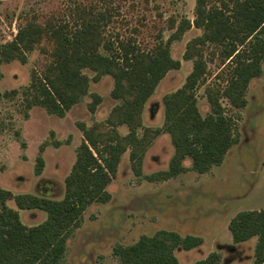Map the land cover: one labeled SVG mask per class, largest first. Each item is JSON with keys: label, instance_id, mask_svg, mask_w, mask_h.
<instances>
[{"label": "trees", "instance_id": "trees-1", "mask_svg": "<svg viewBox=\"0 0 264 264\" xmlns=\"http://www.w3.org/2000/svg\"><path fill=\"white\" fill-rule=\"evenodd\" d=\"M128 1L67 0L68 5L58 16L41 23L27 20L19 25L11 41L0 45V63L16 60L25 64L27 54L33 51L44 58L42 68L31 71L30 82L20 93L12 90L1 95L8 100L19 94L25 116L38 107L48 115L63 118L88 94L86 108L94 114L102 97L89 93V87L104 76L111 77L110 97L118 101L104 121L90 127L76 124L82 142L64 180L62 199L14 195L0 189V264H59L66 252V239L79 226L86 208L109 201L107 186L116 177L123 154L128 151L130 169L139 178L144 154L159 134L169 136L173 155L166 170L145 177L150 182L187 172L183 165L186 158L191 162L190 170L208 173L222 164L237 142L235 122L240 116L227 115L221 100L237 111L245 108L250 81L263 73L264 0H196L193 20L168 18L170 36L165 40L159 28L150 47L137 40V27L130 28V35L121 32L129 25L122 16V5ZM134 7L135 3H130L129 8ZM143 20H138L141 26H145ZM192 27L201 31L186 43L183 53L184 61H192V70L181 88L162 98V126L143 128L146 102L168 72L180 69L170 46ZM216 54L221 70L215 82L206 84L207 62H212ZM202 86L210 107L206 116L200 115L195 94ZM122 126L128 130L124 136L117 131ZM42 166V158L37 157L35 174H40ZM9 200L18 210L42 211L45 220L25 226L18 212L7 207ZM228 230L234 244L256 238L251 264H264V209L237 213L229 221ZM201 244L197 236L158 230L151 236H140L133 244L116 245L113 255L119 264H181L175 251L192 250ZM219 261L220 255L213 252L194 264Z\"/></svg>", "mask_w": 264, "mask_h": 264}, {"label": "rangeland", "instance_id": "rangeland-1", "mask_svg": "<svg viewBox=\"0 0 264 264\" xmlns=\"http://www.w3.org/2000/svg\"><path fill=\"white\" fill-rule=\"evenodd\" d=\"M148 1L146 4L144 0H129L122 5V16L129 25L121 30L130 35V28L137 27L140 30L137 40L148 47L153 44V36L159 28L165 40L170 36L168 18L190 21L194 18L196 0ZM132 2L135 3L133 9L129 8ZM67 5V0H0V45L11 41L25 21L36 19L41 23L47 17L58 16ZM141 19L145 26L138 23ZM200 34V30L192 27L181 40L172 42L171 56L180 61V69L168 72L146 102L143 128L162 126V98L184 84L192 70V61L183 60L185 45ZM205 57H208L206 52ZM43 63L44 58L38 51L27 54L25 64L16 60L0 63V189L14 195L31 194L60 200L64 194V180L82 142L76 124L90 127L94 122L104 121L118 101L110 97L111 77L104 76L97 83L91 82L89 87V93L102 97L94 114L86 108L90 101L88 94L63 118L48 115L38 107L25 116L19 94L8 100L1 95L12 90L20 93L29 84L31 71L40 70ZM219 64L217 54L212 62H207L206 84L215 82V75L221 70ZM262 69V75L248 85L245 108L237 111L226 100H221L227 115L239 114L240 118L235 122L237 142L220 166L198 174L190 170L191 162L186 158L183 165L189 169L187 172L166 181L150 182L146 176L168 168L173 155L169 136L161 133L153 140L144 154L139 178L130 169L126 151L116 177L107 186L109 201L93 203L86 208L79 226L66 239V252L59 264H119L113 255L116 245L133 244L140 236H151L158 230L202 239L197 248L175 251L181 264H194L213 252L220 255L217 264H251L256 238L234 244L228 223L241 211L264 209V63ZM85 73L93 76L90 71ZM221 85H224L222 80ZM204 87L195 92L201 116L210 112ZM117 131L122 136L128 132L125 126ZM54 142L59 146L55 147ZM37 157L43 160L39 175L35 174ZM9 201L7 207L17 211L13 200ZM17 212L25 226L38 225L46 218L39 210Z\"/></svg>", "mask_w": 264, "mask_h": 264}, {"label": "crops", "instance_id": "crops-1", "mask_svg": "<svg viewBox=\"0 0 264 264\" xmlns=\"http://www.w3.org/2000/svg\"><path fill=\"white\" fill-rule=\"evenodd\" d=\"M9 202H10V201H9ZM7 203H8V202H7ZM16 208H17V207H16ZM17 211H20V210L17 209ZM22 211H23V210H22Z\"/></svg>", "mask_w": 264, "mask_h": 264}]
</instances>
